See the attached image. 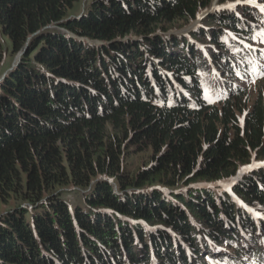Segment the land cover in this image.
Listing matches in <instances>:
<instances>
[{
  "label": "trees",
  "instance_id": "obj_1",
  "mask_svg": "<svg viewBox=\"0 0 264 264\" xmlns=\"http://www.w3.org/2000/svg\"><path fill=\"white\" fill-rule=\"evenodd\" d=\"M81 1L0 0V264H264V14Z\"/></svg>",
  "mask_w": 264,
  "mask_h": 264
},
{
  "label": "rangeland",
  "instance_id": "obj_2",
  "mask_svg": "<svg viewBox=\"0 0 264 264\" xmlns=\"http://www.w3.org/2000/svg\"><path fill=\"white\" fill-rule=\"evenodd\" d=\"M91 0H82L79 4H77L76 7V11L80 12L81 10H83V8L85 7L86 4L90 3ZM228 3H232L233 6H229L231 9H237L239 6H246L251 5L252 7H254L255 9L252 8V10L255 12L257 11H262L261 8L264 7V0H252L251 3H248L247 0H225L224 2H222V0H214L212 5L210 6V8L208 9L207 13H212L215 12L216 10H222V8L224 7L225 4ZM226 7V5H225ZM225 7L223 9H225ZM233 10V9H232ZM239 11V10H238ZM239 15H241L242 13L239 11L238 12ZM202 19V17H201ZM200 23V18H198L197 20L192 21L191 23L185 24L183 25V22H181V24L177 25L175 28H173L172 30H170L168 33H174L176 35H180V34H186L188 32H190L191 29L194 28V26H196L197 24ZM264 40V37H257L254 41H253V46H257L258 48H260L261 50L264 49V43H262L261 41ZM0 41L2 43H4V45H10V40L9 38L3 33L1 26H0ZM23 51V50H22ZM18 52L17 54H15L14 56H12L9 52L7 53V57L5 60V64L3 67V70L8 69L10 67V65H12L15 62H19V60L21 59L22 54L21 52ZM20 56V57H19ZM8 72V71H7ZM258 76L253 78H246L245 80L241 81L242 85H245L248 92H249V100H250V106L252 105V103L254 102V100L257 99L258 95L262 92L263 94V98H264V76H260L259 78H257ZM252 163H250V165H248L247 167H245L242 171H246L249 167L251 168L252 166H256L259 165V162H261L260 160H255ZM225 184H230V182H225ZM225 246V245H224ZM243 258L244 255H243Z\"/></svg>",
  "mask_w": 264,
  "mask_h": 264
},
{
  "label": "water",
  "instance_id": "obj_3",
  "mask_svg": "<svg viewBox=\"0 0 264 264\" xmlns=\"http://www.w3.org/2000/svg\"><path fill=\"white\" fill-rule=\"evenodd\" d=\"M24 51H25V50H23V51L21 52L20 56L24 53ZM20 56H19V57H20ZM19 61H20V60H19ZM17 65H18V61L15 62V63H13L12 66L9 68L8 71L13 70ZM7 73H8V72H5L4 75H3V77H5Z\"/></svg>",
  "mask_w": 264,
  "mask_h": 264
},
{
  "label": "snow or ice",
  "instance_id": "obj_4",
  "mask_svg": "<svg viewBox=\"0 0 264 264\" xmlns=\"http://www.w3.org/2000/svg\"><path fill=\"white\" fill-rule=\"evenodd\" d=\"M247 2H248V3H251L252 0H247ZM232 6L234 7L235 5H232ZM261 10L264 11V7H262ZM233 38H235V37H233ZM261 42L264 43V40H262ZM249 46H250V45H249ZM215 264H219V262H215Z\"/></svg>",
  "mask_w": 264,
  "mask_h": 264
},
{
  "label": "clouds",
  "instance_id": "obj_5",
  "mask_svg": "<svg viewBox=\"0 0 264 264\" xmlns=\"http://www.w3.org/2000/svg\"><path fill=\"white\" fill-rule=\"evenodd\" d=\"M97 43V42H96Z\"/></svg>",
  "mask_w": 264,
  "mask_h": 264
}]
</instances>
